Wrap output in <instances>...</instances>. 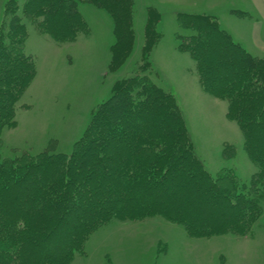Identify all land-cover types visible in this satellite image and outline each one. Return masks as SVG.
I'll list each match as a JSON object with an SVG mask.
<instances>
[{"label": "trees", "instance_id": "1", "mask_svg": "<svg viewBox=\"0 0 264 264\" xmlns=\"http://www.w3.org/2000/svg\"><path fill=\"white\" fill-rule=\"evenodd\" d=\"M79 2L111 14V65H119L134 40L133 0H25L22 8L39 32L74 42L87 32ZM18 7L19 0H7L8 18L0 24V144L4 128L17 126L16 106L37 73L34 57L24 50L28 30ZM158 14L149 8L145 50L162 37ZM177 15L179 26L193 31L177 35L179 51L192 56L201 87L227 100V116L243 131V148L257 166L249 186L237 189L231 169L209 172L175 93L140 66L98 103L71 153L0 154V264H70L88 236L112 220L159 215L194 236L252 232L264 200V56L235 41L216 15ZM149 123L170 129L150 131ZM176 186L179 198L172 197ZM204 198L215 206L208 218L197 214Z\"/></svg>", "mask_w": 264, "mask_h": 264}, {"label": "rangeland", "instance_id": "2", "mask_svg": "<svg viewBox=\"0 0 264 264\" xmlns=\"http://www.w3.org/2000/svg\"><path fill=\"white\" fill-rule=\"evenodd\" d=\"M6 1L0 0V24L8 18ZM24 2L19 0L17 13L27 27L24 50L34 57L37 73L16 106L17 126L5 127L2 132L3 158L23 152L36 155L47 149L71 153L98 103L112 94L115 83L145 66V73L156 83L175 93L194 150L209 172L217 175L231 169L239 182L237 189L249 186L257 166L243 148L240 125L227 116V100L201 87L192 56L178 49L177 35L193 31L179 26L177 13L210 14L202 9L210 4L209 0H133L134 40L119 65H111V47L116 38L114 21L107 9L79 2L87 32L79 33L74 42L61 43L39 32L25 16ZM150 7L159 13L156 28L162 37L149 51L144 49V27ZM235 38L238 40L236 35ZM245 43L249 52L264 56L263 46L257 49L255 42ZM146 127L155 132L170 129L154 123ZM88 165L93 166L91 162ZM175 189H171L172 197L179 198L181 189ZM192 192L198 190L192 188ZM200 201L203 205L197 208V214L208 218L215 206L209 199ZM261 207L252 232L244 234L194 236L181 223L159 215L137 221L112 220L88 236L84 251L77 253L70 264H264V200Z\"/></svg>", "mask_w": 264, "mask_h": 264}, {"label": "crops", "instance_id": "3", "mask_svg": "<svg viewBox=\"0 0 264 264\" xmlns=\"http://www.w3.org/2000/svg\"><path fill=\"white\" fill-rule=\"evenodd\" d=\"M209 3L202 9L216 14L234 40L247 49L246 41L255 42V48L263 46L261 54H264V0H209Z\"/></svg>", "mask_w": 264, "mask_h": 264}]
</instances>
